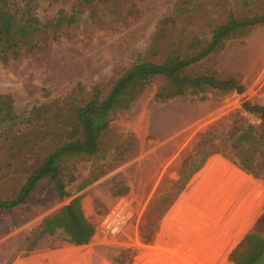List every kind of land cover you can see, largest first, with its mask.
I'll list each match as a JSON object with an SVG mask.
<instances>
[{
    "label": "rangeland",
    "instance_id": "rangeland-1",
    "mask_svg": "<svg viewBox=\"0 0 264 264\" xmlns=\"http://www.w3.org/2000/svg\"><path fill=\"white\" fill-rule=\"evenodd\" d=\"M179 1L41 3V20H56L63 12L67 17L79 14L78 24L63 27L59 38L46 51L0 65V94L12 95L15 111L20 115L34 105L70 93L77 84L90 89L106 81L115 66L130 64L147 52L158 23L170 16ZM235 3L236 0H187L185 20H176L172 39L178 40L184 29L223 24ZM204 67L223 77H237L245 91L210 92L205 99L175 98L158 105L153 97L159 90L165 92L167 86L162 78H156L129 113L119 114L111 122L112 130L122 137L123 147L103 177L80 189L90 169L89 163H80L76 182L67 186L69 198L59 200L52 187L47 186L37 201L0 213V264H77L78 257L89 258L86 264H203L199 257L204 258L205 264H227L228 251L233 248L245 216L264 200V178L242 171L218 154L211 155L196 171L201 157L192 160L187 166L190 179L157 222L152 242L143 239L150 232L145 230L148 210L159 196L170 199L175 193L172 185L179 178L183 162L194 154L199 135L220 120L227 119L229 123L232 115L242 112L245 101L264 106V25L238 32L236 39L226 41L225 48ZM242 115L246 121L256 122ZM7 126L0 120V130ZM213 157H220L242 173L249 185L222 176L212 179L204 186L199 201L206 220H183L174 211L175 206ZM118 189L127 192L113 196L112 191ZM78 196H82L84 213L96 230L90 243L74 246L59 235L46 236L24 256L29 233Z\"/></svg>",
    "mask_w": 264,
    "mask_h": 264
},
{
    "label": "trees",
    "instance_id": "trees-1",
    "mask_svg": "<svg viewBox=\"0 0 264 264\" xmlns=\"http://www.w3.org/2000/svg\"><path fill=\"white\" fill-rule=\"evenodd\" d=\"M70 1L0 0V65L46 51L63 27L78 24L79 14L67 17L60 12L51 21H43L38 15L43 2ZM259 1L236 0L223 24L184 29L174 41L171 34L176 20L184 21L188 10L187 0H180L170 16L158 23L147 52L130 64L115 66L106 81L90 89L77 84L70 93L34 105L20 115L12 95L0 94V120L8 124L0 130V213L37 201L47 186L59 200L69 198L67 186L76 182L80 163L90 164L80 189L103 177L123 147L122 137L112 130L111 122L117 115L129 113L156 78H162L167 86L165 92L159 90L153 97L158 105L175 98L205 99L210 92L242 94L245 87L237 77H223L204 64L225 48L226 41L235 40L241 30L264 25V2ZM241 110L229 118V123L220 120L199 135L194 154L183 162L179 178L172 185L175 193L170 199L159 196L146 214L145 230L150 232L143 239L147 243L157 232V222L187 185L191 175L187 166L193 159L201 157L194 171L218 154L242 171L264 178V106L245 101ZM242 114L256 122L246 121ZM126 192L118 189L112 195ZM81 200L82 196L75 197L44 218L26 238L24 256L46 236L59 235L74 246L89 244L96 230ZM228 258L233 264H264V213Z\"/></svg>",
    "mask_w": 264,
    "mask_h": 264
},
{
    "label": "crops",
    "instance_id": "crops-1",
    "mask_svg": "<svg viewBox=\"0 0 264 264\" xmlns=\"http://www.w3.org/2000/svg\"><path fill=\"white\" fill-rule=\"evenodd\" d=\"M208 162V161H207ZM206 162V167L201 171V173H198L196 178L191 183V186H188V192H184L183 196L180 198L179 202L176 204L174 211H177L178 215L186 221H189V218L196 217L197 220L205 221L207 217H204L203 209L200 207L201 196L202 191L204 189V186L206 184L210 183V181L215 179L218 176L227 177L231 181H239L241 184H245L246 186L249 185V181L245 176L231 167L226 161L221 159L220 157H213L209 160V162ZM190 187V188H189ZM186 189V190H187ZM247 204V201L245 202V205ZM241 208L242 203L240 202ZM238 207V205H236ZM231 209V207H230ZM264 213V200L261 202L259 207L254 210V212L248 213L247 216H245V221L242 229L240 230L238 236L235 238V240L232 243L231 250L228 251L229 254L231 251L241 242L243 237L248 233V231L254 226L256 221L259 219V217ZM198 222V221H197ZM169 225H166V227ZM200 248V247H199ZM200 250H202L200 248ZM201 259H198L199 263H204V258L199 257ZM89 258H81L78 257L77 264H86L88 262ZM207 264H210L207 262ZM227 264H233L231 261H227Z\"/></svg>",
    "mask_w": 264,
    "mask_h": 264
}]
</instances>
